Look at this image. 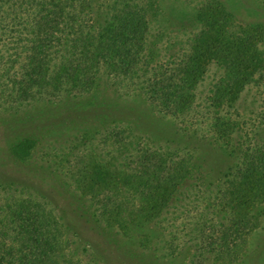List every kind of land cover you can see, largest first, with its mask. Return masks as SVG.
<instances>
[{"label":"rangeland","instance_id":"rangeland-1","mask_svg":"<svg viewBox=\"0 0 264 264\" xmlns=\"http://www.w3.org/2000/svg\"><path fill=\"white\" fill-rule=\"evenodd\" d=\"M16 1L17 9L21 4L24 7L32 4L35 10L44 9L45 14L58 11L56 0ZM63 3L81 8L75 13L78 16L84 14L86 21H97L96 10L89 13V3L88 8L83 9L85 0H63ZM93 4L96 9L102 7L105 11H112L98 19L104 23L117 17L115 23L130 24L125 17L126 11L130 10L137 12V9L160 7L170 12L157 19L166 30L163 44H159L163 48L158 56L163 61H169L170 56L192 54L190 44L195 34L192 35V31L212 21L216 25L218 21L213 17L220 13V9H227L229 16L223 32L227 37L221 41L222 31L217 29L213 30L212 36L215 43L234 50L233 54L230 53L231 67H223L221 61L222 65L213 61L206 63L205 67L200 65L204 71L194 99V112L199 116L192 118V114L187 118L188 123L182 119V122L170 121L156 113L144 97L116 95L117 90L111 86L107 93L106 87H102L99 96L96 95L97 99L113 105L112 114L103 121L88 120L89 116L83 115L92 116L89 101L93 96L64 98L15 114L0 113V246L21 249L23 238L18 236L19 229L34 230L36 227L31 224L35 225L36 220L50 232L49 219L45 221L48 216L58 220L56 240L62 250L61 256L65 257L64 261L61 257L57 259H61V264H229L228 256L224 258L218 252L207 251L204 261L195 253L206 237L216 238L222 233L218 226L220 202L214 206L211 204L215 197L223 198L227 188L226 176L238 174L235 170L240 156V147L232 153V149L207 143L212 140V130L211 133L208 130L211 119L206 113L207 100L219 77L232 76L248 66L241 63L259 64V71L250 78L236 104L242 122H248L243 127L246 136L249 135L255 147L264 145V32L251 43L248 41L252 36L247 37L253 25L264 27V0H93ZM175 10L192 12L200 15V19L183 26L178 20L180 17H173ZM55 19L59 24L65 21L64 17L56 16ZM141 21L152 22L149 16ZM154 27L156 32L158 26ZM230 29L228 34L225 33ZM207 31L208 28L202 36L195 37L199 44L205 43ZM150 53L146 51L143 55L152 57ZM84 116L83 123L79 119ZM41 117L43 120H38ZM119 125L127 128L121 130L122 143L130 146L125 152H117L111 144ZM82 129H88L89 134L80 135ZM105 141L108 146L103 144ZM14 143L18 145L13 150ZM262 154L264 156V149ZM183 160L190 164L191 174L180 184L181 193L177 194L176 180L170 176L175 175L172 167ZM91 161L99 162L107 170L105 181H119L118 174L122 169L117 167L122 163L128 164L129 167L125 168L130 176L145 169L149 176L157 177L144 188V194L147 197L154 195L156 202L154 207L140 206V210L145 209L141 227L126 231L107 227L92 209L93 196L76 191L74 181L88 170L91 173ZM162 164L167 165L165 172L158 170ZM85 165L87 169L79 174ZM93 179L100 180L99 174L96 173ZM124 191L125 194L116 192L107 193V196L126 201V209H130L135 203V191L126 188ZM255 209L253 213L256 214L259 207ZM37 210L39 216L36 219L33 213ZM229 222L228 219L225 224L230 225ZM254 223L255 227L250 228L252 232L248 229L244 242L236 244L240 247L239 255L244 251H249L248 257L255 254L253 262L246 260V264H264V216L256 218ZM211 241L206 240L207 244ZM239 255L234 264H239Z\"/></svg>","mask_w":264,"mask_h":264},{"label":"trees","instance_id":"trees-1","mask_svg":"<svg viewBox=\"0 0 264 264\" xmlns=\"http://www.w3.org/2000/svg\"><path fill=\"white\" fill-rule=\"evenodd\" d=\"M56 1L57 13L45 14L44 9L35 10L32 4L26 7L21 4L20 9H17L18 1L0 0V113L15 114L32 106L51 104L64 98L93 96L89 101L93 108L92 116L83 115L89 116L88 120L103 121L112 114L110 109L113 105L97 99L96 95L99 96L98 92L102 91V87H106L107 93L111 86L117 90L116 95L123 93L128 98L144 97L156 113L170 121L182 119L188 123L187 118L192 114V118L199 116L194 112V99L199 78L204 71L200 69V65L205 67L206 63L208 65L213 61L220 64L221 61L223 67H231L230 53L233 54L234 50L215 43L212 36L213 30L217 29L222 31L221 41L227 37L223 33L229 16L227 9H220V13L213 17V20L218 21L216 25L212 21L208 25H200L197 31H192V35L195 33L190 44L192 54L170 56L169 61H163V58L158 56L161 53L160 48H163L159 44H163L166 30L165 25L157 19L168 16L170 12L160 7L137 9V12L130 10L126 11L125 16L130 24L115 23L117 17L114 19V15V21L104 23L98 19L112 11H105L102 7L96 9L93 0H85L83 9L88 8L89 3V13L93 14L96 10L94 14L97 16V21L95 19L88 22L84 14L78 16L75 13L81 8L68 7L63 0ZM173 13V17L181 18L178 20L183 26H188L191 20L200 19V15L192 12L188 14V11L175 10ZM56 16L64 17L65 21L59 24ZM147 16L151 18V23L141 21ZM154 25L158 26L156 32ZM207 28V39L201 45L195 39L202 36ZM231 29L225 33L228 34ZM263 32L264 27L253 25L252 30L247 33V37L252 36L248 43L255 41ZM167 43L169 45V42ZM146 51H150L152 57H145L143 53ZM241 64H247L249 67L246 66L244 70L224 79L219 77L212 85L207 100L206 113L211 119V128L208 126V130L210 133L212 130V140L207 143L232 149V153L240 147V156L238 155L235 170L238 174L231 173L226 176L227 188L223 198L220 200L217 196L211 204L214 206L220 202L221 219L218 226L222 233L216 238L206 237V240H212L211 243L207 244L204 240L195 249L196 257L203 261L205 253L212 251L221 253L224 258L228 256L229 264H234L240 252L236 242L239 245L244 242L250 228L255 227V219L264 216V145L257 144L255 147L249 135L246 136L247 132L243 127L248 122H242V115L236 104L250 78L259 71V64ZM38 120H43V117ZM79 120L84 123L86 118L84 116ZM122 129L127 128L122 125L116 127L118 133L111 138V144L117 152H125L130 147L127 143H122ZM79 134L86 136L89 130L82 129ZM104 143L108 146L106 141ZM16 145L18 143L12 145L13 150ZM243 149H246V152ZM89 163L92 165V174L88 170L83 177L80 175L74 184L78 193L84 192L87 196H93L92 209L98 219L113 230L120 228L126 231L141 227L145 209L140 210V206H153L156 202L154 195L147 197L144 194V188L157 177L149 176L145 169L130 176L125 168L129 167L128 164L122 163L116 166L122 169L118 174L119 181H105L107 170L99 162ZM165 166L162 164L158 170L165 172L167 165ZM172 168L175 175L170 178L176 180L175 188L177 185V194H180V184L188 179L191 166L187 160H183ZM84 169H87L86 165L79 174ZM96 173L100 176L98 181L93 179ZM90 177L91 179H88ZM134 179L137 181H132ZM125 188L135 191V203L130 209H126V201L107 196V193L125 194ZM255 207H259L256 214L253 213ZM38 211L33 213L36 219L39 216ZM48 219L50 232L45 231L38 220L35 225L31 224L36 227L34 230L19 229L18 236L23 238L21 249L0 246V264H61V259L65 257L61 256L62 250L56 240L58 220L55 217H45V221ZM228 219L230 225L225 224ZM212 230L216 231L215 228ZM248 252L244 251L239 255V264H246V260L253 262L255 254L248 257ZM59 257L60 261L57 260Z\"/></svg>","mask_w":264,"mask_h":264}]
</instances>
